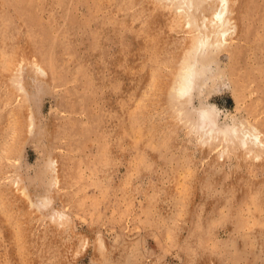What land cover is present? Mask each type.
Listing matches in <instances>:
<instances>
[{
	"label": "rangeland",
	"instance_id": "obj_1",
	"mask_svg": "<svg viewBox=\"0 0 264 264\" xmlns=\"http://www.w3.org/2000/svg\"><path fill=\"white\" fill-rule=\"evenodd\" d=\"M236 3L182 102L173 5L0 0V264H264V154L194 120L264 133V0Z\"/></svg>",
	"mask_w": 264,
	"mask_h": 264
},
{
	"label": "bare ground",
	"instance_id": "obj_2",
	"mask_svg": "<svg viewBox=\"0 0 264 264\" xmlns=\"http://www.w3.org/2000/svg\"><path fill=\"white\" fill-rule=\"evenodd\" d=\"M160 2L167 6L173 5L175 12H182L185 16L184 29L193 30L192 33L196 36L193 43L185 47L189 62L178 67L171 86L175 98L186 102L191 97L195 74L198 72L196 71L197 65L193 62L194 56L199 49L223 50L232 37L245 31L242 8H238L234 13L232 12V4L236 3L237 0H160ZM175 25L173 24V26ZM38 70L45 74V71L40 67H38ZM20 89L23 91V88ZM195 115L196 125L198 123L208 139L235 140L248 151L254 149V158L256 159L260 157V154H264V133L256 127L247 126L245 123L234 124L227 134L216 125V112L206 104L196 110ZM50 164L54 166L53 170L58 174V170L55 168L57 162L53 159Z\"/></svg>",
	"mask_w": 264,
	"mask_h": 264
}]
</instances>
